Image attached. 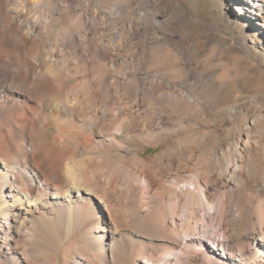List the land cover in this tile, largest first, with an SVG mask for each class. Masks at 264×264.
<instances>
[{
	"label": "bare ground",
	"instance_id": "obj_1",
	"mask_svg": "<svg viewBox=\"0 0 264 264\" xmlns=\"http://www.w3.org/2000/svg\"><path fill=\"white\" fill-rule=\"evenodd\" d=\"M159 1L0 0V264H264V83Z\"/></svg>",
	"mask_w": 264,
	"mask_h": 264
},
{
	"label": "rangeland",
	"instance_id": "obj_2",
	"mask_svg": "<svg viewBox=\"0 0 264 264\" xmlns=\"http://www.w3.org/2000/svg\"><path fill=\"white\" fill-rule=\"evenodd\" d=\"M229 3L228 0H172V4L165 7L160 0L159 11H163L164 15L158 16L162 21L172 19L175 36H186L192 40L202 56L219 53L236 55L230 66L218 65L212 69L217 79L226 78L227 71H240V58L254 60L250 62V78H247L248 73L240 72L237 79L253 89L259 81L264 83V38L249 20H236L233 3ZM247 39L249 42L245 46ZM203 64L201 66H205ZM227 92L234 99L239 95L237 88ZM258 93L264 95V89H259ZM155 150L152 152L157 153ZM200 238L205 241L203 235Z\"/></svg>",
	"mask_w": 264,
	"mask_h": 264
}]
</instances>
